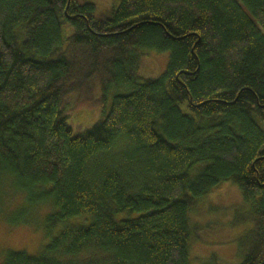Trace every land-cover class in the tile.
<instances>
[{
  "label": "trees",
  "instance_id": "1",
  "mask_svg": "<svg viewBox=\"0 0 264 264\" xmlns=\"http://www.w3.org/2000/svg\"><path fill=\"white\" fill-rule=\"evenodd\" d=\"M226 182L249 208L226 242L264 264V0H0V220L46 240L0 264H190Z\"/></svg>",
  "mask_w": 264,
  "mask_h": 264
},
{
  "label": "rangeland",
  "instance_id": "2",
  "mask_svg": "<svg viewBox=\"0 0 264 264\" xmlns=\"http://www.w3.org/2000/svg\"><path fill=\"white\" fill-rule=\"evenodd\" d=\"M96 5L101 11H110L118 7L120 0H85ZM168 53L151 52L144 58L140 66L142 79H156L167 69ZM108 109V106L107 108ZM68 124L74 133L96 123L101 114L99 110L81 106L70 112ZM249 213L248 205L244 203L239 187L231 182L220 184L211 193L201 199L198 206L188 214L191 225L198 224L205 227L204 243L191 238L190 264H204L211 256H216L231 264H238L241 257L238 253V242L226 241L241 235L246 227L244 223ZM46 240L41 232H34L26 228H10L0 220V263L5 252L25 251L36 254Z\"/></svg>",
  "mask_w": 264,
  "mask_h": 264
}]
</instances>
